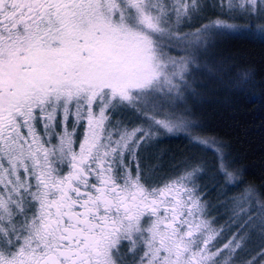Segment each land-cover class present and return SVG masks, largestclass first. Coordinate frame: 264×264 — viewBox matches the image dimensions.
<instances>
[{
  "label": "snow or ice",
  "instance_id": "6c2138e0",
  "mask_svg": "<svg viewBox=\"0 0 264 264\" xmlns=\"http://www.w3.org/2000/svg\"><path fill=\"white\" fill-rule=\"evenodd\" d=\"M232 40L264 0H0V264H264V184L198 115Z\"/></svg>",
  "mask_w": 264,
  "mask_h": 264
},
{
  "label": "trees",
  "instance_id": "16d2710c",
  "mask_svg": "<svg viewBox=\"0 0 264 264\" xmlns=\"http://www.w3.org/2000/svg\"><path fill=\"white\" fill-rule=\"evenodd\" d=\"M225 47L235 56L231 71L222 77V83L213 84L215 94L207 95L198 109L204 123L203 135L224 141L244 169L243 179L249 183L264 184V46L259 43L232 40ZM234 65V66H233ZM249 71L253 80L243 91L234 89L228 80L237 73ZM166 147L184 151L181 141H171ZM206 159L211 160V153ZM238 189H233V192Z\"/></svg>",
  "mask_w": 264,
  "mask_h": 264
},
{
  "label": "rangeland",
  "instance_id": "374dc122",
  "mask_svg": "<svg viewBox=\"0 0 264 264\" xmlns=\"http://www.w3.org/2000/svg\"><path fill=\"white\" fill-rule=\"evenodd\" d=\"M207 99V95L204 97V100H206ZM204 103V102H203ZM201 105H202V103H201ZM200 118V117H199ZM201 119V118H200ZM205 136V135H204ZM206 137H208V136H206ZM208 138H213L212 136L210 137H208ZM211 156H212V154H211Z\"/></svg>",
  "mask_w": 264,
  "mask_h": 264
}]
</instances>
